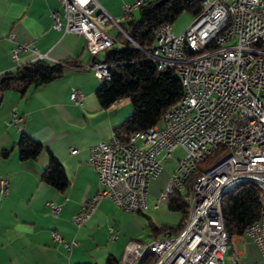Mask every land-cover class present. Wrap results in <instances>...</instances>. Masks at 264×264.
Segmentation results:
<instances>
[{"label":"built area","instance_id":"obj_1","mask_svg":"<svg viewBox=\"0 0 264 264\" xmlns=\"http://www.w3.org/2000/svg\"><path fill=\"white\" fill-rule=\"evenodd\" d=\"M58 1L62 13H51L54 28L84 37L93 58L118 43L106 27L115 26L129 39L97 0ZM142 3L136 0L124 5L123 18L131 19ZM200 8L181 34L172 32V24H162L155 32L154 45L143 51L158 69L176 70L183 88L180 101L165 113L161 123L134 132L132 143L113 133L90 148L89 162L98 175L100 190L83 202L73 219L78 228L103 199L134 214L169 205L173 193L185 189L192 167L222 151V142H230L224 161L214 171L203 173L194 194H187L193 206L190 224L168 234L165 243L156 240L142 246L131 242L124 255L129 264H140L146 251L152 252L154 259L145 264H224L223 235L228 233L216 196L229 180L243 176L262 179L263 195L259 221L249 225L242 236L232 237L233 264H243L234 239H250L257 248L260 260L247 264H264V154L255 153V146H264V0H203ZM29 50L27 44L16 45L12 58L18 61ZM84 69L101 81L111 77L110 66L99 60ZM70 97L74 103H82L78 89H73ZM10 125L22 130L23 118L12 114ZM177 148H182L185 156L151 205L150 184ZM8 185L7 179L0 180L2 194ZM49 205L56 216L59 208ZM108 233L110 240L116 241L115 228L109 227ZM52 239L67 251L78 245L75 240L65 241L56 231Z\"/></svg>","mask_w":264,"mask_h":264},{"label":"crops","instance_id":"obj_2","mask_svg":"<svg viewBox=\"0 0 264 264\" xmlns=\"http://www.w3.org/2000/svg\"><path fill=\"white\" fill-rule=\"evenodd\" d=\"M97 1L111 17H120L121 21V7L136 2L118 0L120 5L115 6L112 0ZM54 11L62 13L58 0H0V76L39 59L74 61L78 65L49 83L31 87L24 95L0 93V180L9 182L8 191L0 192V264H105L110 254L122 264L129 243L147 246L160 239H138L146 220L117 208L108 198L82 227L75 226L73 219L83 202L100 190L98 175L89 162L90 148L115 133V127L131 115L132 104L122 99L109 108L101 107L96 90L102 81L84 69L95 61L86 41L77 34L56 30L51 18ZM24 44L31 50L14 60L12 50ZM73 89L82 93V103L71 100ZM14 113L23 118L22 130L10 125ZM23 133L46 149L36 159L20 160L16 144ZM47 149L61 162L70 180L64 192L42 180L49 160ZM72 149L77 152L71 153ZM5 150H10L7 157L2 156ZM166 185L167 181L150 187L151 205ZM50 203L59 208L56 216ZM151 210H155V219L161 214L159 209ZM109 227L118 232L114 242ZM54 231L78 245L67 251L53 241ZM245 240L255 247L250 239H242L243 246Z\"/></svg>","mask_w":264,"mask_h":264},{"label":"trees","instance_id":"obj_3","mask_svg":"<svg viewBox=\"0 0 264 264\" xmlns=\"http://www.w3.org/2000/svg\"><path fill=\"white\" fill-rule=\"evenodd\" d=\"M201 11L199 0H147L138 8V17L124 19L119 23L129 39L117 34L118 43L104 52L103 58L94 60L105 62L110 66L111 77L102 81L96 90L97 99L102 108H109L122 99L132 104L131 115L115 127V134L123 141L137 131H144L161 123L165 113L175 106L183 95L179 76L174 68L158 69L155 63L147 58L144 50L155 43L156 30L165 23L172 24L182 13L188 12L196 17ZM74 61L53 63L45 59L20 66L14 72L0 76V93L15 91L24 95L31 87L49 83L63 76L69 67H77ZM19 158L22 161L36 159L43 151V144L23 133L16 144ZM49 160L42 173V180L64 192L70 185L61 162L47 149ZM10 150L2 152L7 157ZM222 152H216L203 163L185 184L184 190H176L171 196L168 209L181 214L177 228L158 227L149 222L151 232L161 235L159 240L168 234H176L183 229L188 219L190 202L187 194L199 175L212 168L221 158ZM261 188L254 183L240 184L228 191L222 198L221 211L224 228L230 239L240 237L246 228L260 219ZM154 254L144 253L140 264L152 261ZM76 264H96L92 262ZM105 264H121V259L110 254Z\"/></svg>","mask_w":264,"mask_h":264},{"label":"rangeland","instance_id":"obj_4","mask_svg":"<svg viewBox=\"0 0 264 264\" xmlns=\"http://www.w3.org/2000/svg\"><path fill=\"white\" fill-rule=\"evenodd\" d=\"M141 1H147V0H141ZM110 3L115 5V6H117L118 4L120 5L118 0H112ZM122 7H121V9H122ZM132 16L134 18H137L138 17V10L133 11ZM112 18L117 23L122 22L120 17H116V16L113 17L112 16ZM194 19H195V17L192 16L190 13H188V12L182 13L172 23V32L174 34H177V35L181 34L192 24ZM106 29L109 30L110 34L113 37H117L118 30L115 26H114V28H111V26H109V27H106ZM103 56H104V53H101L100 58H103ZM184 156H185V152L183 151V149L177 148L173 152L172 157L163 164V168H162L160 174L158 175L157 178H155L151 182L150 187H152L154 185V183L159 184V185L163 184L165 181H167V183H168L169 178L172 175V172L174 171L175 167L177 166L178 160L182 159ZM159 211L161 212V214L158 215V217L156 219L153 216L155 210H151V211H148L146 213H139V216H141L144 220H146V226L142 232L143 233L142 237H138V239H141L143 241L148 242L152 239L161 237V235L155 236L151 232L150 227L148 226L150 221L153 222V224H155L158 227H162V226H167L170 228H177L178 227V225L180 224L181 218H182L180 213L170 211L168 209V205H166V204L161 205V207L159 208ZM234 241H236V244H235L236 251L243 252L242 259H241L243 264H247L250 262H255V261L260 260V255H259L257 248L252 246L250 244L249 240H245V244H246L245 246H243L244 244L242 242H240V241H242V239L241 240L240 239H234ZM231 244H232V242L228 245L227 251L225 253L226 254L225 255V264H229L231 261L232 255H229L230 251L232 250Z\"/></svg>","mask_w":264,"mask_h":264},{"label":"bare ground","instance_id":"obj_5","mask_svg":"<svg viewBox=\"0 0 264 264\" xmlns=\"http://www.w3.org/2000/svg\"><path fill=\"white\" fill-rule=\"evenodd\" d=\"M133 141H134V134L125 143H132ZM229 149H230V142H222V151H217V152H222V155H223L222 158L212 168L208 169L207 171H205L203 173H210V172L214 171L216 169V166L220 162L224 161L225 152H229ZM255 153L256 154H264V146H255ZM213 154H215V153H211L205 160H207ZM198 166H199V164H197V165L192 167V170L190 172L189 177L185 180V184L190 179V177L194 174V172L197 170ZM201 175H199V177L197 178L195 184L191 188V193L190 194H194V189L197 186V184L200 182ZM252 181L258 182V183H256V185H258L261 188L262 193H263V180L260 179L258 176H243L241 178H234L232 180H229L226 183V187L224 188V191L218 192V194L216 196V205H221L222 198L228 191H230L231 189H233L234 187H236V186H238L240 184L252 183ZM192 213H193V206L190 203L189 214H188V219L186 221V224H190V217H192ZM167 241H168V237L163 239V240H157L158 243H165ZM231 242H232V240L230 239V236L228 234H224L223 235V259H224V264H225V255H226L225 253L227 251L228 245ZM130 247H131V243H129L127 245L126 249H130ZM122 264H129V259H123ZM229 264H233V256H231V261H230Z\"/></svg>","mask_w":264,"mask_h":264},{"label":"water","instance_id":"obj_6","mask_svg":"<svg viewBox=\"0 0 264 264\" xmlns=\"http://www.w3.org/2000/svg\"><path fill=\"white\" fill-rule=\"evenodd\" d=\"M199 1H203V0H199ZM252 183L256 184V183H258V182L252 181Z\"/></svg>","mask_w":264,"mask_h":264}]
</instances>
